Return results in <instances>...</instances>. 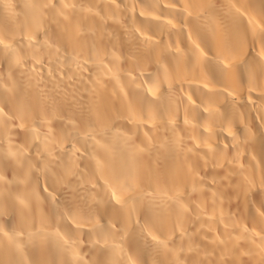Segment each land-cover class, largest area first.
<instances>
[{"label":"bare ground","instance_id":"bare-ground-1","mask_svg":"<svg viewBox=\"0 0 264 264\" xmlns=\"http://www.w3.org/2000/svg\"><path fill=\"white\" fill-rule=\"evenodd\" d=\"M0 264H264V0H0Z\"/></svg>","mask_w":264,"mask_h":264}]
</instances>
